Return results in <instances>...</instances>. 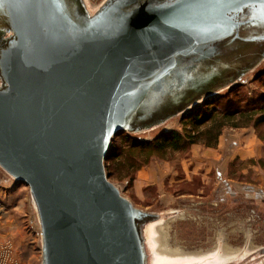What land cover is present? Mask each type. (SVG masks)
<instances>
[{"label": "water", "instance_id": "obj_1", "mask_svg": "<svg viewBox=\"0 0 264 264\" xmlns=\"http://www.w3.org/2000/svg\"><path fill=\"white\" fill-rule=\"evenodd\" d=\"M264 63V0H0V168L29 187L40 264H264L220 233L174 247L187 209L136 207L109 179L114 136L141 134Z\"/></svg>", "mask_w": 264, "mask_h": 264}, {"label": "rangeland", "instance_id": "obj_2", "mask_svg": "<svg viewBox=\"0 0 264 264\" xmlns=\"http://www.w3.org/2000/svg\"><path fill=\"white\" fill-rule=\"evenodd\" d=\"M262 69L264 63L232 92L226 90L220 94L221 98L202 102L203 114L210 113L212 106L236 107L254 92L264 91V73L256 78ZM254 119L249 117V122H241L240 126H225L218 141L211 145L200 141L180 150L166 148L152 153L148 161L145 151L131 150L129 142H123L126 135L116 137L114 143L119 155L108 162L112 171L109 179L136 207L187 209L182 217L169 222V238L174 247L209 248L220 233L230 246H242L247 232L251 233L254 244L261 245L264 243V124L256 126ZM185 125L189 130L192 128L178 116L152 131L130 135L153 140L162 131L182 132ZM7 248L11 250L12 260L6 264H40L38 224L29 187L15 182L0 168V264Z\"/></svg>", "mask_w": 264, "mask_h": 264}, {"label": "trees", "instance_id": "obj_3", "mask_svg": "<svg viewBox=\"0 0 264 264\" xmlns=\"http://www.w3.org/2000/svg\"><path fill=\"white\" fill-rule=\"evenodd\" d=\"M256 78L264 73V69L258 71ZM233 89L228 92H232ZM221 98L222 96H216L215 98ZM226 97V96H225ZM208 99L204 102H210ZM230 104L232 99L229 100ZM242 103L236 107L218 108L213 107L210 109V113L203 114L202 107L193 109L190 113L182 115L183 122L189 123L192 127L190 130L185 125L184 131L172 130L162 131L153 140H141L125 131L117 133L111 143V149L107 153L105 160V167L107 174L110 178L112 171H110L109 160L115 158L118 153L115 146L116 137H124L123 142H129L130 149H139L140 152H146V161L150 158V155L155 152H159L166 148H172L180 150L195 142L204 141L207 145H211L218 141V138L222 132V129L227 125L240 126V123H248L249 117H254V124L256 126L264 124V91L259 93H253L250 97L241 101ZM243 120L245 122H243ZM204 126V127H202ZM128 153V150L126 151ZM145 161V162H146ZM131 167L134 165L131 164Z\"/></svg>", "mask_w": 264, "mask_h": 264}, {"label": "built area", "instance_id": "obj_4", "mask_svg": "<svg viewBox=\"0 0 264 264\" xmlns=\"http://www.w3.org/2000/svg\"><path fill=\"white\" fill-rule=\"evenodd\" d=\"M9 252H11V250H9V248H7V251L4 252V256L2 257V260H4L2 262V264H6V263H10L11 262L12 259H11V255H10Z\"/></svg>", "mask_w": 264, "mask_h": 264}]
</instances>
